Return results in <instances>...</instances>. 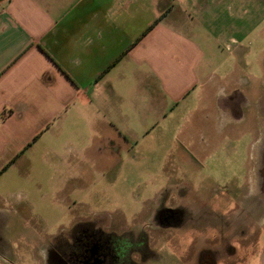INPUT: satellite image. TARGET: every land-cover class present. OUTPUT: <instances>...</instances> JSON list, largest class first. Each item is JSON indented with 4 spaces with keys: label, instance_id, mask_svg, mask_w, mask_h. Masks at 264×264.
I'll return each mask as SVG.
<instances>
[{
    "label": "rangeland",
    "instance_id": "1",
    "mask_svg": "<svg viewBox=\"0 0 264 264\" xmlns=\"http://www.w3.org/2000/svg\"><path fill=\"white\" fill-rule=\"evenodd\" d=\"M191 2L188 31L204 47L201 68L210 82L204 101L211 103L218 89L236 92L242 119L222 116L218 127V117L202 111L200 132L187 143L167 126L152 143L129 147L93 143L79 110L64 116L66 122H51L0 176V237L7 249L0 264H45L46 239L68 228L74 216L119 219L128 209L143 215L157 197L189 214L205 208L215 226L208 231L212 242L218 227L223 231L227 220L236 219V236L224 234L222 243L236 257L218 264H264V0ZM34 123L30 113L24 131L32 134ZM247 213L258 227L252 225L253 241L243 246L249 231L242 233L239 223ZM188 230L172 234L170 247L157 246L149 264H197L204 243L193 239L190 225ZM190 244L195 251L186 250Z\"/></svg>",
    "mask_w": 264,
    "mask_h": 264
},
{
    "label": "crops",
    "instance_id": "2",
    "mask_svg": "<svg viewBox=\"0 0 264 264\" xmlns=\"http://www.w3.org/2000/svg\"><path fill=\"white\" fill-rule=\"evenodd\" d=\"M191 5L3 0L0 176L13 156L23 155L51 122H66L71 111H81L93 143L124 147L152 143L167 126L187 143L200 132L202 111L218 117L214 125L221 127L220 98L230 93L218 89L211 103L204 101L210 82L201 68L204 47L188 31ZM30 113L32 134L24 131Z\"/></svg>",
    "mask_w": 264,
    "mask_h": 264
},
{
    "label": "flooded vegetation",
    "instance_id": "3",
    "mask_svg": "<svg viewBox=\"0 0 264 264\" xmlns=\"http://www.w3.org/2000/svg\"><path fill=\"white\" fill-rule=\"evenodd\" d=\"M220 100L221 117L242 119L243 100L237 98V94L221 97ZM261 175L264 190V165ZM157 199L155 203L146 205L143 215L128 209L118 216L119 219L100 213L90 216H81L80 213L74 216L68 228H61L57 234L46 239L45 264H149L155 259L157 246L170 247L171 241L175 239L172 234L189 231V225L193 239L197 238L200 243H204L197 264H218L222 257H236V251L230 245L222 247L223 239L226 238L224 234L236 236V219H229V222L227 220L223 231L218 227L213 233L217 237L216 241L212 242L208 238V231L209 227L215 226L208 221L209 217L205 216V208L189 214L186 207L176 209L175 203H168L171 202L169 198L164 201L158 197ZM247 215L245 220L239 223L242 225V233L249 231L243 246H248L249 241H253L252 225H258L250 213ZM219 218L223 219L220 215ZM4 246L0 237V255L7 252ZM186 250L195 251L194 245H188Z\"/></svg>",
    "mask_w": 264,
    "mask_h": 264
},
{
    "label": "water",
    "instance_id": "4",
    "mask_svg": "<svg viewBox=\"0 0 264 264\" xmlns=\"http://www.w3.org/2000/svg\"><path fill=\"white\" fill-rule=\"evenodd\" d=\"M3 1V0H0V2Z\"/></svg>",
    "mask_w": 264,
    "mask_h": 264
}]
</instances>
